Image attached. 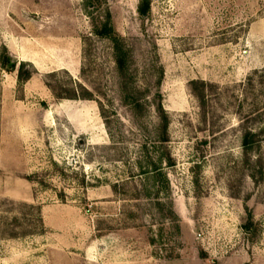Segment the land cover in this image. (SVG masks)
Listing matches in <instances>:
<instances>
[{"label":"rangeland","instance_id":"obj_1","mask_svg":"<svg viewBox=\"0 0 264 264\" xmlns=\"http://www.w3.org/2000/svg\"><path fill=\"white\" fill-rule=\"evenodd\" d=\"M90 3L0 0V264H264V0ZM107 13L140 110L95 32Z\"/></svg>","mask_w":264,"mask_h":264},{"label":"trees","instance_id":"obj_2","mask_svg":"<svg viewBox=\"0 0 264 264\" xmlns=\"http://www.w3.org/2000/svg\"><path fill=\"white\" fill-rule=\"evenodd\" d=\"M98 0H91L90 5L94 6ZM150 3L149 0H141V3L138 7V11L140 16L145 17L149 12ZM96 34L100 37L108 38L112 43L113 48V58L116 65L119 81H120V89L123 94L124 100L134 107L136 110H140L142 108L143 103H141V99L138 95L137 90L132 84V76L129 71V58L130 53L129 49L127 48V45L125 44V41L123 37H121L112 27L110 24V15L109 13L105 16V21L102 23V25L96 29ZM2 66L5 68H13L14 63H11V59L7 53H4L1 58ZM31 76V71L26 68L24 64H20L18 68V78L21 82H24L28 80ZM161 83V75L159 79L157 80V86ZM191 86L194 90V93L196 96L203 100L204 97V89L207 87V84L204 81H191ZM68 95L65 96V98L70 99H77V98H92L93 94L91 91L87 89H81L79 90L76 87H72L68 91ZM58 98H62V96L57 95ZM152 100L154 103V108L156 111V114L159 119V126L161 130V140L167 141V128L169 124L168 115L165 111V109L162 106L161 103V95L159 91H157L153 96ZM258 134L251 131V130H245L243 132L242 136V152L244 156V162L246 164H250L251 159V153L254 150L255 146L258 145ZM253 169L256 170L260 175H262V169L260 167V164L255 161ZM252 178H255V175L251 173L250 175ZM252 225V217L250 213H248L247 217V223L245 225L246 230H250V227Z\"/></svg>","mask_w":264,"mask_h":264},{"label":"water","instance_id":"obj_3","mask_svg":"<svg viewBox=\"0 0 264 264\" xmlns=\"http://www.w3.org/2000/svg\"><path fill=\"white\" fill-rule=\"evenodd\" d=\"M15 61V59L14 58H11V63H13Z\"/></svg>","mask_w":264,"mask_h":264}]
</instances>
